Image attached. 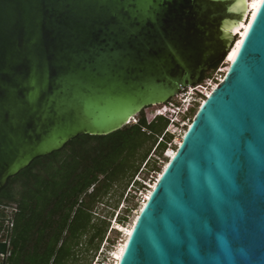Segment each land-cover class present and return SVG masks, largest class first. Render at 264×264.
<instances>
[{
  "label": "water",
  "instance_id": "water-1",
  "mask_svg": "<svg viewBox=\"0 0 264 264\" xmlns=\"http://www.w3.org/2000/svg\"><path fill=\"white\" fill-rule=\"evenodd\" d=\"M247 0H0V190L226 59ZM141 208L118 264H264V0ZM10 230L0 241L6 264Z\"/></svg>",
  "mask_w": 264,
  "mask_h": 264
},
{
  "label": "trees",
  "instance_id": "trees-1",
  "mask_svg": "<svg viewBox=\"0 0 264 264\" xmlns=\"http://www.w3.org/2000/svg\"><path fill=\"white\" fill-rule=\"evenodd\" d=\"M220 64L203 71L200 82L215 79ZM195 110L192 106L183 119H190ZM159 117L148 123L143 111L137 122L111 134L78 135L61 150L34 159L10 177L0 190V205L14 208L8 218L0 210V241L10 230L6 264H71L72 258L79 259L84 236L98 250L109 221L106 216L95 217L96 205L104 204L114 186H123L121 196L132 181L139 185L136 191L148 189L145 178H134L145 168L159 171L157 159L174 136L165 132L170 121ZM126 219L124 215L120 220Z\"/></svg>",
  "mask_w": 264,
  "mask_h": 264
},
{
  "label": "rangeland",
  "instance_id": "rangeland-1",
  "mask_svg": "<svg viewBox=\"0 0 264 264\" xmlns=\"http://www.w3.org/2000/svg\"><path fill=\"white\" fill-rule=\"evenodd\" d=\"M238 37V36H236ZM230 63V62H229ZM227 60H223L219 66V68L214 73L215 75V82H220V79L224 78V73L226 74V69H228V65H230ZM209 93V92H208ZM200 99H198L199 101ZM206 100V99H205ZM198 109V104L194 103L193 105ZM154 106L147 108L146 111H151ZM197 110L190 116V119L186 120V124L180 125L178 128H171L173 133L175 134L170 143L167 145V149L163 153L162 156L158 157L156 166L159 167V171H147L145 168L139 175H137L134 179L143 181L145 178V184H148V189H142L141 191H136L135 187L139 186L137 183L133 185V181L128 186L126 191L124 192L123 196L121 193L123 191V186H114L108 192V194L104 197L103 202L96 205L95 217L106 216L107 220L109 221L108 231L104 237V239L100 243V247L96 250L94 247H90V243L88 242V237L84 236L81 242V250L78 251V261H75L74 258L71 259V264H95V262L99 261L101 264H113L115 263L114 260V253H116L118 246L121 244V240L125 238L124 233L126 229L132 226L134 222V218L140 211V207L142 206L143 198L145 195H148L152 184L155 181V178L160 176L166 163L169 161L168 156H170V150H178V139L183 138L186 129H188L187 125L191 123V119L195 116ZM162 120V117H159ZM176 150V151H177ZM156 153H153L152 159L156 158ZM173 155V154H172ZM171 158V157H170ZM150 166L153 165V161L149 163ZM149 166V167H150ZM138 181V182H139ZM92 189H90L91 191ZM130 207L131 210H127ZM4 209L5 213L7 214V218L11 215L13 207H2L0 205V210ZM124 215L127 216L125 221L120 220L121 217ZM84 216L81 217L83 219ZM95 220V219H94ZM8 224L10 222L7 221ZM98 239L95 240V243ZM114 243V244H113ZM94 246V244H93ZM91 248V250H89Z\"/></svg>",
  "mask_w": 264,
  "mask_h": 264
},
{
  "label": "built area",
  "instance_id": "built-area-1",
  "mask_svg": "<svg viewBox=\"0 0 264 264\" xmlns=\"http://www.w3.org/2000/svg\"><path fill=\"white\" fill-rule=\"evenodd\" d=\"M214 80L215 79H206L204 82H199L196 85L189 86L181 90L175 98L164 104L154 106L151 111H146V108L144 112L147 122L150 123L157 117L162 116L170 121V124L165 132H170L175 135L171 128H178L180 125L186 124V120L188 118L183 119V116L189 112L194 103L199 102L205 96H208V92L212 91L214 86L218 83ZM198 99L200 100L198 101ZM132 122H137V119L134 118ZM95 264L101 263L97 261Z\"/></svg>",
  "mask_w": 264,
  "mask_h": 264
},
{
  "label": "bare ground",
  "instance_id": "bare-ground-1",
  "mask_svg": "<svg viewBox=\"0 0 264 264\" xmlns=\"http://www.w3.org/2000/svg\"><path fill=\"white\" fill-rule=\"evenodd\" d=\"M260 2H261V0H247V7H246L245 14H244V16H243V20H241L240 22H238L236 25H234V26L231 28V32H232L233 34H237L238 38H237V40H235V42H234V46L231 48V50L228 52V54H227V56H226V60H227V62H230L229 64H231V61L233 60V59H231L230 57L233 56V55H236V53H237V49L239 48L240 43H241V41H242V38L244 37V35H245V33H246V31H247V29H248V27H249L250 21L252 20V18L254 17V15H255V13H256V11H257V8H254V7H253V4H258V5H260ZM229 66H230V65H228V69H229ZM228 69H226V71H227ZM217 85H218V83L214 86V88H215ZM214 88H213V89H214ZM213 89H212V90H213ZM210 93H211V91H209L208 95H210ZM186 131H187V129H186ZM184 134H185V133H184ZM181 142H182V138H179V139H178V145L181 144ZM176 150H177V149H175V150H173V151L170 150V156H168V157H171V158H172V157L175 155ZM172 154H173V155H172ZM171 158H170V159H171ZM164 169H165V168H164ZM162 172H163V171H162ZM162 172L159 174L160 176H161ZM160 176H158V178H159ZM156 182H157V180L152 184V186H151V188H150V191H149L148 195H145V198H143V202H144V203H142V206L140 207V210H141V208L144 206V204L146 203V201H147V199H148V197H149V195H150L152 189L154 188ZM139 212H140V211H139ZM139 212H138V214H139ZM138 214H137L136 217L134 218V222L132 223V226H131L130 228L126 229V231H125V233H124L125 238H124L123 240H121V242H120L121 244L118 246L116 253H114V257H113L114 260H113V261H115V263H113V264H118L119 259H120L121 255H122V253H123L124 248H125L126 242H127V240H128V237H129V235H130V233H131V231H132V228H133V226H134V224H135V222H136V220H137Z\"/></svg>",
  "mask_w": 264,
  "mask_h": 264
},
{
  "label": "snow or ice",
  "instance_id": "snow-or-ice-1",
  "mask_svg": "<svg viewBox=\"0 0 264 264\" xmlns=\"http://www.w3.org/2000/svg\"><path fill=\"white\" fill-rule=\"evenodd\" d=\"M253 7H254V8H257V10H259L260 5H258V4H253ZM241 43H242V42H241ZM238 51H239V49H237V52H238ZM230 58L233 59V60H235V55L231 56Z\"/></svg>",
  "mask_w": 264,
  "mask_h": 264
},
{
  "label": "flooded vegetation",
  "instance_id": "flooded-vegetation-1",
  "mask_svg": "<svg viewBox=\"0 0 264 264\" xmlns=\"http://www.w3.org/2000/svg\"><path fill=\"white\" fill-rule=\"evenodd\" d=\"M229 63V62H228Z\"/></svg>",
  "mask_w": 264,
  "mask_h": 264
}]
</instances>
